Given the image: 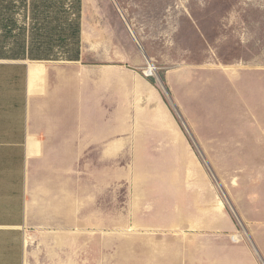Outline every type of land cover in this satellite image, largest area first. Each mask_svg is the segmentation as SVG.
Returning <instances> with one entry per match:
<instances>
[{
  "label": "rangeland",
  "instance_id": "obj_1",
  "mask_svg": "<svg viewBox=\"0 0 264 264\" xmlns=\"http://www.w3.org/2000/svg\"><path fill=\"white\" fill-rule=\"evenodd\" d=\"M83 15L86 56L109 38L110 62L144 57L158 120L188 154H127L118 172L111 161L110 225H78V264H224L226 235L264 264V159L251 151L264 135V0H85Z\"/></svg>",
  "mask_w": 264,
  "mask_h": 264
},
{
  "label": "crops",
  "instance_id": "obj_2",
  "mask_svg": "<svg viewBox=\"0 0 264 264\" xmlns=\"http://www.w3.org/2000/svg\"><path fill=\"white\" fill-rule=\"evenodd\" d=\"M84 10L85 0H0V264H78V225H110L111 161L118 172L127 154H188L158 120L141 54L131 69L110 62L105 38L101 58L86 56ZM257 136L251 151L264 159ZM227 237L224 264H260Z\"/></svg>",
  "mask_w": 264,
  "mask_h": 264
},
{
  "label": "water",
  "instance_id": "obj_3",
  "mask_svg": "<svg viewBox=\"0 0 264 264\" xmlns=\"http://www.w3.org/2000/svg\"><path fill=\"white\" fill-rule=\"evenodd\" d=\"M162 82V81H161ZM171 98V97H170ZM171 102L173 103V105L175 106V108H176V105H175V103H174V101H172V98H171ZM238 216V215H237Z\"/></svg>",
  "mask_w": 264,
  "mask_h": 264
}]
</instances>
